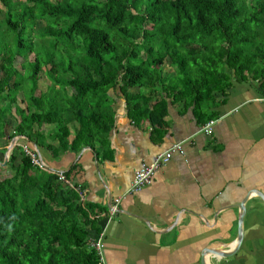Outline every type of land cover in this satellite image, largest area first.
Returning <instances> with one entry per match:
<instances>
[{
  "label": "trees",
  "instance_id": "trees-1",
  "mask_svg": "<svg viewBox=\"0 0 264 264\" xmlns=\"http://www.w3.org/2000/svg\"><path fill=\"white\" fill-rule=\"evenodd\" d=\"M0 4V138L7 143L20 136L53 156L89 146L109 158V92L117 88L128 116L153 127L164 124L168 101L209 119L208 106L236 77L250 75L264 95V0ZM97 221L57 172L34 165L22 145L12 148L0 165V264H96L86 242Z\"/></svg>",
  "mask_w": 264,
  "mask_h": 264
},
{
  "label": "crops",
  "instance_id": "crops-1",
  "mask_svg": "<svg viewBox=\"0 0 264 264\" xmlns=\"http://www.w3.org/2000/svg\"><path fill=\"white\" fill-rule=\"evenodd\" d=\"M109 93L111 157L89 146L53 156L29 143L93 207L98 231L89 237L103 233L106 264H264V95L257 80L233 78L208 106L211 134L193 105L168 101L164 124L153 127L128 116L118 88ZM26 143L17 136L16 145ZM175 143L181 151L129 192L135 171Z\"/></svg>",
  "mask_w": 264,
  "mask_h": 264
},
{
  "label": "built area",
  "instance_id": "built-area-1",
  "mask_svg": "<svg viewBox=\"0 0 264 264\" xmlns=\"http://www.w3.org/2000/svg\"><path fill=\"white\" fill-rule=\"evenodd\" d=\"M213 122L214 120L209 119L204 123L203 128L206 133L208 134L212 133ZM22 147L30 155L31 162L34 165H37L38 167L47 170L44 162L37 157L35 151L32 150L28 144H22ZM174 151H179V152L181 151V145L179 143H175L167 150L158 153L150 163L143 164L137 171H135L128 191L138 192L144 186L149 184L157 168L163 165L164 163H166L170 159ZM58 178L59 180H62L65 183H67L70 187H74L78 192L80 198L83 197L81 189L79 187H75L67 178H65L63 173L61 172L58 173ZM114 212H115V207H113V209L111 210V213ZM102 237H103V233H101L97 237H88L86 242L87 247L89 249L94 250V252L97 255L96 264H106L105 255H104V242Z\"/></svg>",
  "mask_w": 264,
  "mask_h": 264
},
{
  "label": "rangeland",
  "instance_id": "rangeland-1",
  "mask_svg": "<svg viewBox=\"0 0 264 264\" xmlns=\"http://www.w3.org/2000/svg\"><path fill=\"white\" fill-rule=\"evenodd\" d=\"M0 7L3 8V6L1 4H0ZM0 17H2V13H0ZM32 56H33V54H30V57L31 58H32ZM20 60L21 59H18L17 60L16 67H17V69H19L20 71H22V66H21ZM169 69L170 68L167 65L164 66V70H169ZM41 76H42V79L43 80L40 82V84H41V87L44 88L48 84V80L44 77L43 73H41ZM17 79H19V80L22 79L23 80V83L25 85H27L29 83V81L26 80L25 78L17 77ZM17 103H20L21 105H23L22 102H21V94L20 93L17 96ZM9 118H10V125L13 126V124H15V121H14V119H13L12 116H9ZM9 143H7L6 140H4L3 138H0V162L3 161L4 153H5V150H6V148H7V146H8Z\"/></svg>",
  "mask_w": 264,
  "mask_h": 264
},
{
  "label": "water",
  "instance_id": "water-1",
  "mask_svg": "<svg viewBox=\"0 0 264 264\" xmlns=\"http://www.w3.org/2000/svg\"><path fill=\"white\" fill-rule=\"evenodd\" d=\"M16 140H17V136H14L11 139L10 143L8 144V146H7L6 150H5V153H4L3 161L0 162L1 167H5L6 166V163H7L8 159H9L10 151L15 146ZM241 206H242V204L238 206L239 207V216H240V218H241V215H242V210L240 209ZM240 220L241 219H239V226H240ZM240 240H241V235H240V229H239V234H238L237 241H236L237 245L240 243Z\"/></svg>",
  "mask_w": 264,
  "mask_h": 264
}]
</instances>
